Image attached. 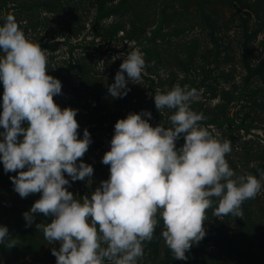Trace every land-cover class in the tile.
I'll use <instances>...</instances> for the list:
<instances>
[{
    "label": "rangeland",
    "instance_id": "374dc122",
    "mask_svg": "<svg viewBox=\"0 0 264 264\" xmlns=\"http://www.w3.org/2000/svg\"><path fill=\"white\" fill-rule=\"evenodd\" d=\"M7 14L45 50L47 74L62 85L54 102L78 110V138L85 129L90 133L81 159L94 169L91 182L64 174L71 185L65 187L78 199L109 178L110 166L101 161L118 119L147 110L151 126H171V112L157 111L153 97L177 84L196 90L191 108L203 115L201 126L231 141L230 168L257 179L264 172V0H0V25ZM136 48L146 64L142 83L129 82L126 96L112 98L108 86ZM2 93L0 84V100ZM183 143L181 136L176 147ZM16 175L0 162V226L20 240L10 249L0 244V264H56L51 249L59 243L48 245L35 227L52 217L36 214L25 227L23 213L41 194L21 198L10 180ZM216 206L206 211V235L186 252L187 260L173 258L159 221L138 264H264V181L261 193L241 205V218H217Z\"/></svg>",
    "mask_w": 264,
    "mask_h": 264
},
{
    "label": "clouds",
    "instance_id": "9594fccd",
    "mask_svg": "<svg viewBox=\"0 0 264 264\" xmlns=\"http://www.w3.org/2000/svg\"><path fill=\"white\" fill-rule=\"evenodd\" d=\"M2 19L0 162L5 173H17L10 180L21 198L41 194L23 218L29 227L36 214L52 217L35 227L48 245L59 243L58 250L51 249L56 264H138L159 221L173 258L187 260L186 252L206 235V211L214 203L213 216L241 218V205L261 193L264 172L257 179L230 168L225 157L231 141L201 126L203 115L191 108L196 90L177 84L153 97L157 111L171 112V126H151L147 110L118 119L101 161L110 166L109 178L78 199L65 187L71 185L64 174L72 182H91L94 169L81 159L90 133L85 129L78 138V110L54 102L62 85L47 74L45 50L26 38L14 15ZM145 67L139 48L128 52L108 86L109 95L126 96L129 82L142 83ZM160 76L167 78V73L161 69ZM181 136L184 143L177 148ZM0 244L10 249L20 240L0 226Z\"/></svg>",
    "mask_w": 264,
    "mask_h": 264
},
{
    "label": "trees",
    "instance_id": "16d2710c",
    "mask_svg": "<svg viewBox=\"0 0 264 264\" xmlns=\"http://www.w3.org/2000/svg\"><path fill=\"white\" fill-rule=\"evenodd\" d=\"M243 126V125H242Z\"/></svg>",
    "mask_w": 264,
    "mask_h": 264
}]
</instances>
